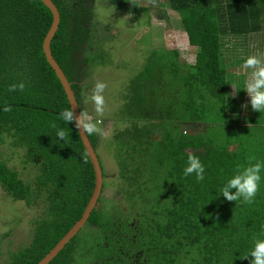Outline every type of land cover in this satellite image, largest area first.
<instances>
[{"label":"trees","instance_id":"trees-1","mask_svg":"<svg viewBox=\"0 0 264 264\" xmlns=\"http://www.w3.org/2000/svg\"><path fill=\"white\" fill-rule=\"evenodd\" d=\"M53 1L61 23L52 52L81 101L83 67L98 57L86 54L91 10L85 0ZM147 1L140 6L111 0L128 14L145 16L144 11L150 19L152 9L162 18L168 8L177 12L176 26L196 47L195 60L180 61L179 49L161 47L130 81L122 114L111 119L128 124L115 138L116 179L126 187L131 210L101 195L85 227L49 264H250V257L242 258L255 239H264V171L251 205L227 201L221 189L249 157L264 161V112L249 103L247 112L232 119L236 97L230 86L244 98L245 84L231 78L222 55L225 38L264 31V0ZM52 20L41 0H0V186L8 198L27 204L48 193L47 213L37 218L30 244L9 250L0 264H37L81 218L95 186L78 130L58 119L71 105L43 50ZM20 81L25 91L10 93L8 87ZM5 102L11 112L2 110ZM53 123L69 132L67 142L56 136ZM90 138L99 146L98 135ZM4 146L16 148L20 169L10 164L13 157ZM190 153L205 166L202 182L183 174ZM143 201L150 210L140 206Z\"/></svg>","mask_w":264,"mask_h":264},{"label":"rangeland","instance_id":"rangeland-1","mask_svg":"<svg viewBox=\"0 0 264 264\" xmlns=\"http://www.w3.org/2000/svg\"><path fill=\"white\" fill-rule=\"evenodd\" d=\"M129 1L131 4L137 2L140 6L148 4L147 0H127V2ZM140 10L145 9L141 8ZM93 12L95 14L93 19L97 17L98 20L92 25V44H95L93 51L98 54L99 59L96 60L95 65L88 66L85 64V77L81 82L83 104L86 112L95 116L94 105L89 97L97 80L107 84L104 92L106 111L105 115L99 118L103 120L100 127L108 133V137L98 135L99 146L96 147L103 170L107 174L104 177V183L105 186H109L103 190L102 196L104 201L108 198H114L109 200L108 204H115L118 201V204L123 207L127 206V209L131 210L130 203L125 196L126 187H123L121 181L116 179L120 173V168L116 155L115 138L119 133L118 129H124L128 124L116 123L117 121L114 122L111 117L122 114L123 106L127 103L130 81L144 67L149 56L151 57L153 53L159 54V51L163 50L161 47L176 48L180 50L182 59L192 63L195 60L197 49L190 45L186 32L176 26L180 22V17L177 12L170 8L166 9L167 17L164 16V18L161 17L162 12L152 9L150 19L147 18L144 11L145 16H138V13L142 14L140 12H129L128 14L120 8H116L111 0H96ZM109 33L111 38L108 37ZM105 37H108V42L101 43ZM161 40L163 42L160 43ZM225 40L226 45L223 49L222 59L230 65L227 69L231 73V78L236 80L235 82L238 81L240 85L245 84L250 70L244 69L243 63L250 55L264 54V31L256 36H247L245 39L243 37H227ZM237 43L241 46H237ZM242 43L245 44L244 47H242ZM259 43H262L261 47ZM91 53L87 52V55L89 56ZM232 85L234 84L230 86V93L235 92L234 96L236 97V102L233 100V108L231 109V117L234 119L247 112L242 105L248 106L250 97L246 91L242 93L244 98L236 95ZM156 131L159 130L156 129ZM3 149L13 157L10 164L20 169L21 157L19 158L16 148L10 147L9 149L8 146H4ZM33 174L34 172L30 173V176ZM0 194H2L0 197V262H4L7 259V249L10 243H12L10 248L15 251L27 242V211L25 210L27 206L24 200L8 198L6 190L1 186ZM155 205H157L156 201L153 202L152 206ZM140 206H144L143 209L151 207L145 201L140 202ZM138 210L137 212L141 217L142 212L140 213V211L142 210L140 207Z\"/></svg>","mask_w":264,"mask_h":264},{"label":"clouds","instance_id":"clouds-1","mask_svg":"<svg viewBox=\"0 0 264 264\" xmlns=\"http://www.w3.org/2000/svg\"><path fill=\"white\" fill-rule=\"evenodd\" d=\"M155 3V0H152ZM246 70H250L245 81L244 90L250 97L251 108L257 112H264V55H250L246 58L242 66ZM235 91H238L235 85H232ZM26 84L23 81L11 84L8 87L10 93L24 92ZM107 84L103 81L97 80L92 94L89 97L94 105L95 116L86 111H77L74 108H67L60 112L58 119L65 124H72L81 133L86 136L100 135L105 138L108 133L100 127L103 123L102 119L106 111V99L104 92ZM235 92L233 93V95ZM247 108V105H242ZM2 110L4 112H11L12 106L5 102ZM56 128V136L67 142L69 139V132L64 128H57L55 123L52 124ZM255 161V163H253ZM264 171V161H259L256 157H249L247 165H237L235 174L229 178L226 184L221 189L223 197L229 201L242 202L245 204H253L260 191L261 187V172ZM184 176L194 175L197 182H202L205 179V166L198 156L189 154L187 157V166L184 168ZM250 264H264V239H255L254 247L248 255L242 259H249Z\"/></svg>","mask_w":264,"mask_h":264},{"label":"water","instance_id":"water-1","mask_svg":"<svg viewBox=\"0 0 264 264\" xmlns=\"http://www.w3.org/2000/svg\"><path fill=\"white\" fill-rule=\"evenodd\" d=\"M41 1L44 2V4L52 11L53 14V20L51 26L43 41L44 53L46 55L48 62L55 70L56 75L58 76L64 87L71 108H74L77 111V113H79V111H81L80 104L78 102L76 93L72 87V82L69 80L63 68L55 58L51 48L52 40L55 34L57 33L61 23L60 10L53 0H41ZM79 135L94 167L95 186L81 218L78 219L73 224V226L66 232V234L40 261L37 262V264H49L54 259V257L57 256L58 253L66 246V244L69 243L70 240L79 233V231L84 227V225L88 221L92 211L94 210V208L97 205V202L99 201L100 196L102 195L103 186H104V170L99 155L97 153L96 147L94 146L90 136H86L82 132L81 133L79 132Z\"/></svg>","mask_w":264,"mask_h":264},{"label":"flooded vegetation","instance_id":"flooded-vegetation-1","mask_svg":"<svg viewBox=\"0 0 264 264\" xmlns=\"http://www.w3.org/2000/svg\"><path fill=\"white\" fill-rule=\"evenodd\" d=\"M79 1H83V0H79ZM86 2H87V4H88V6H89V8H90V10H91V12L89 13V15H90V21H89V23H91V25H93L95 22H96V20H98L97 19V17L95 18V19H93V15L95 16V14H94V12H93V9H94V7H95V1L96 0H85ZM92 32V31H91ZM112 31H111V29H110V33H111ZM108 34V37H110L111 38V34ZM108 37H105L102 41H101V43L102 42H108ZM91 40H92V37H91ZM93 42V41H92ZM95 46V44H92L91 45V50H86V54H87V52H89V53H91L92 51H93V47ZM85 54V52L83 53H80L79 54V56L80 57H82L83 55ZM91 54H94V55H97L94 51L91 53ZM90 54V55H91ZM89 55V56H90ZM97 59H99V56L97 57ZM97 59H95L94 61H92V62H89V66L90 65H95V63H96V60ZM86 67L84 66L83 67V69L86 71V69H85ZM84 78V77H83ZM83 82V81H82ZM75 91V90H74ZM77 96V95H76ZM78 99V98H77ZM83 99V98H82ZM81 99V101H80V99H79V104H80V110L82 111V109L84 108L85 109V106H84V104H83V100ZM83 109V110H84ZM85 111H86V109H85ZM105 175L107 176V174L105 173L104 174V177H105ZM105 188H104V186H103V190H104ZM102 193H103V191H102ZM44 196H42L41 198H40V201H35V202H33V204H27V201H24L25 202V205L27 206V208H25V210L27 211V229H28V236H27V242H26V244L24 245V246H20V248H23V247H25V246H27L28 244H30V242H31V239H33L34 238V235H35V232H36V230L38 229V227H39V225H38V222H37V218L38 219H42V216H45V214L47 213V206H46V203H45V201H46V199H47V195H48V193H47V191H44V194H43ZM17 200V199H16ZM34 204H38V205H34ZM34 205V206H33ZM87 206V205H86ZM86 208V207H85ZM84 212V211H83ZM26 216V215H25ZM84 227H85V225H84ZM83 227V228H84ZM82 228V229H83ZM81 229V230H82ZM80 230V231H81ZM79 231V232H80ZM20 238H23V237H20ZM17 240H19V239H17ZM12 243H10L9 244V247H8V249H7V258L9 257V255H10V252H17V251H19L20 250V248H18L17 250H13V249H11L10 248V245H11ZM10 250V252H8Z\"/></svg>","mask_w":264,"mask_h":264},{"label":"crops","instance_id":"crops-1","mask_svg":"<svg viewBox=\"0 0 264 264\" xmlns=\"http://www.w3.org/2000/svg\"><path fill=\"white\" fill-rule=\"evenodd\" d=\"M264 55V54H263ZM179 58H180V61H181V59H182V57H181V55L179 54Z\"/></svg>","mask_w":264,"mask_h":264}]
</instances>
